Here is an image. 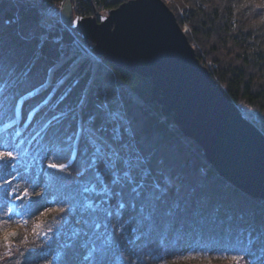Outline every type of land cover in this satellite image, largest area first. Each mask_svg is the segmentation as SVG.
Returning a JSON list of instances; mask_svg holds the SVG:
<instances>
[{
    "label": "snow or ice",
    "instance_id": "6c2138e0",
    "mask_svg": "<svg viewBox=\"0 0 264 264\" xmlns=\"http://www.w3.org/2000/svg\"><path fill=\"white\" fill-rule=\"evenodd\" d=\"M17 2L25 9L24 18L17 20L16 36L31 39L35 29L42 28V47L51 29L37 6L43 0ZM57 15L63 19V11ZM79 19L69 17L65 23L78 24ZM52 43L60 44V37L53 36ZM13 49L14 42L0 21V91L18 80L14 76L19 58L26 53ZM53 55L57 64L62 63L67 56L65 46L54 48ZM32 58L33 63L40 59L38 50ZM27 71L30 69L23 74ZM84 103L82 98L80 106ZM76 119L77 129L67 137L74 142L44 157H54L44 165L50 170L46 173L50 181L45 192L50 194L55 188L59 194L54 203L59 207H49L46 202L39 219L56 213L57 231L65 237V251L56 257L60 264H146L170 237L172 244L186 241L192 252L225 254L228 264H264V203L237 201L228 190L213 186L202 170H190L181 147L168 141L156 122L131 102H101L87 118L80 115ZM61 132L55 130L53 139ZM62 152H78L86 157V167L76 173V180L67 171L71 164L60 162L65 158ZM19 154L17 144H0V163L6 167H15ZM2 179L0 187L6 186L7 203L0 205V249L11 256L17 230L26 228V217L34 215L30 197L40 185L33 177L25 179L30 192L27 186L14 187L15 177ZM25 200L27 205L23 204ZM17 201L23 205L22 210L13 207ZM42 227L34 222L22 242L26 243L29 235L52 240L53 229L41 232ZM34 253V249L29 250V256ZM20 255L25 253L21 251ZM193 258L187 256L185 260ZM207 264H212L211 259Z\"/></svg>",
    "mask_w": 264,
    "mask_h": 264
},
{
    "label": "trees",
    "instance_id": "16d2710c",
    "mask_svg": "<svg viewBox=\"0 0 264 264\" xmlns=\"http://www.w3.org/2000/svg\"><path fill=\"white\" fill-rule=\"evenodd\" d=\"M47 1L50 3L58 0H46V4ZM125 1L127 0H71L73 16H91L99 10L113 9ZM175 4L183 13V17L177 19L178 23L182 28L187 25V31L194 37L192 42L200 45L207 58L214 63L213 71L211 68L209 73L212 80L239 109H246L257 118L256 126L264 134V8L260 7L264 0H176ZM37 6L43 8V5ZM24 9L25 6L17 0H0V21L5 25L6 35L14 42L13 51L26 53L19 58L14 76V79L18 77L17 83L0 91V138H11L14 144L19 146L20 153L15 161L16 170L0 163V184H3L4 177H15L14 187L23 189L27 186L31 192V187L25 184V179L33 177L40 185L37 191L39 195L31 193L33 213L44 211V190L50 181L46 175L50 170L44 165L54 159L51 155L44 159L45 154L54 153L57 149L62 150L67 143L74 142L68 141L67 137L76 131L78 116L87 118L95 112L101 102L112 103L116 99L131 102L146 112L159 126L163 136L181 147L190 170H202L213 186L228 190L231 197L237 201L248 204L261 203L242 194L220 178L206 162L201 149L193 141L184 138L170 118L160 114L159 106L150 102L148 78L117 69L110 63L106 64L107 67L113 68L121 84L116 93L117 88L114 89L109 82L107 71L99 65H90L75 55H67L62 63L57 64L53 49L58 48V45H53L47 40L40 47V35L44 31L39 27L35 29V35L31 39L21 40L16 36L19 27L17 20L24 18ZM172 12L176 14L174 8ZM24 35H28L27 30ZM69 39L68 36H63L64 41ZM37 50L40 59L33 63L32 53ZM198 52L196 50V57L203 65ZM29 69L27 75H24ZM82 98L85 103L81 107ZM57 129L62 132L59 138L54 140L52 134ZM62 157L65 158L60 162L71 164L67 171L71 172L73 180H76V173L86 167V157H82L78 152H62ZM58 194L55 188L50 190L46 197L49 207H59L54 203ZM6 199V186L0 187V205H4ZM27 203V200L23 202L24 205ZM13 207L22 210L23 205L18 203ZM34 222L43 225L41 232L51 227L55 233L47 244V259L49 260L52 254L62 255L65 251L62 248L65 237L57 231L56 213H49L42 220L37 217L31 222L28 221L26 228H21L22 235L19 237H23L25 231L31 233ZM37 238L29 235L27 242ZM127 247L131 248L132 245L127 244ZM128 254L126 251L125 255ZM153 256L156 259H153ZM187 256L194 258L185 260ZM132 259L135 260V257ZM208 259H211L212 264L227 262L225 254L192 252L189 251L186 241L172 244L170 237L165 241L163 249H157L148 257L146 264H207ZM55 263L60 264L57 260ZM117 264H123V261H118Z\"/></svg>",
    "mask_w": 264,
    "mask_h": 264
},
{
    "label": "water",
    "instance_id": "95a60500",
    "mask_svg": "<svg viewBox=\"0 0 264 264\" xmlns=\"http://www.w3.org/2000/svg\"><path fill=\"white\" fill-rule=\"evenodd\" d=\"M78 17L71 26L94 53L148 78L160 114L220 178L264 203V134L212 80L169 8L161 0H127L106 15Z\"/></svg>",
    "mask_w": 264,
    "mask_h": 264
},
{
    "label": "rangeland",
    "instance_id": "374dc122",
    "mask_svg": "<svg viewBox=\"0 0 264 264\" xmlns=\"http://www.w3.org/2000/svg\"><path fill=\"white\" fill-rule=\"evenodd\" d=\"M161 1L171 11H172V8H174V12L176 13V14H174V16L175 15L176 16H179V17H180V15L183 16V13H182L181 8L178 7V5L175 4V1L176 0H161ZM190 1L192 2L193 0H190ZM41 6L45 10V4H41ZM194 7H196V6H194ZM61 11H63V14H64L62 20L65 21L69 17L72 18L73 17V9H72L71 2L68 1V0H66L65 3H64V5L62 6ZM97 13L104 15L106 12L103 11V10H99V12H97ZM185 28H187V25L183 26V28L181 27V29L184 32V34L186 35V37L189 38V40L187 38L188 42L193 43L192 41H193V38L194 37L190 35L189 30L188 31H185ZM188 29H189V27H188ZM193 45H194L193 48H195L194 50L195 51L196 50L199 51L198 53L200 54V58H201V61H202L203 65H205L206 67L212 68V71H213V64L214 63L212 62V60H210L209 58H207L206 54L204 53V51L200 47V45L197 46L194 43H193ZM72 54H74V53L72 52ZM72 54L70 52L68 53V55H72ZM76 57H79V56H76ZM239 111H240V113H241V115H242L243 118H245L247 121H249L254 126H256L257 118L255 116H253L246 109H242L241 108V109H239ZM256 128H257V126H256ZM45 194H46V192H45ZM37 217L40 218V211L34 212V215L31 216L30 218H28V221L31 222L34 219H36ZM17 232H18V235H17L16 240H15V243L13 244L12 249H11V256H9V253H8L7 250L0 249V264H17V261H20L21 264H49V262H51V264H56L55 262L57 260L56 259L57 254H55V255L52 254V257L49 260L47 259V254L49 253V251L47 250V244L50 241H45V240L41 239L40 237H38L39 239L37 238V240H35V241L33 240L32 242H26V243H24V242H22V238L23 237H19V235H22V234H20L22 232V229H18ZM30 249H34L35 250V253L33 255H31V256H29V250ZM21 251H23L25 253V256H21L20 255V252ZM219 263H223V262H219ZM242 264H243V262H242Z\"/></svg>",
    "mask_w": 264,
    "mask_h": 264
},
{
    "label": "built area",
    "instance_id": "2783aa9c",
    "mask_svg": "<svg viewBox=\"0 0 264 264\" xmlns=\"http://www.w3.org/2000/svg\"><path fill=\"white\" fill-rule=\"evenodd\" d=\"M64 0H58L54 4L48 6L43 12L46 15L47 22L49 25H51V29L49 31L58 30V31H66L71 36V42L70 47H72L73 50L81 53L84 56L92 57L93 59L99 60L94 56V54L90 51V49L82 43L81 40L78 39L71 30V28L67 27L61 20L60 16L57 15V13L61 12V8L63 5ZM183 16H178V19H181ZM209 70L210 67H207Z\"/></svg>",
    "mask_w": 264,
    "mask_h": 264
}]
</instances>
